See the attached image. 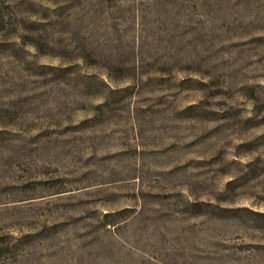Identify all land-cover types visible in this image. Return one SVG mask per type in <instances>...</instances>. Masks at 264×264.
Returning a JSON list of instances; mask_svg holds the SVG:
<instances>
[{"label":"rangeland","instance_id":"1","mask_svg":"<svg viewBox=\"0 0 264 264\" xmlns=\"http://www.w3.org/2000/svg\"><path fill=\"white\" fill-rule=\"evenodd\" d=\"M0 264H264V0H0Z\"/></svg>","mask_w":264,"mask_h":264}]
</instances>
